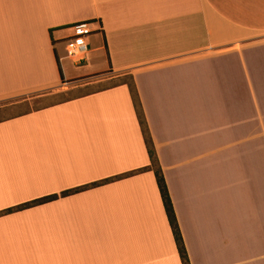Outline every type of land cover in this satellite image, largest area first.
Here are the masks:
<instances>
[{
	"label": "crops",
	"instance_id": "1",
	"mask_svg": "<svg viewBox=\"0 0 264 264\" xmlns=\"http://www.w3.org/2000/svg\"><path fill=\"white\" fill-rule=\"evenodd\" d=\"M79 22L106 71L67 72ZM99 74L0 121V264H182L124 77L189 263L264 264V0H0V102Z\"/></svg>",
	"mask_w": 264,
	"mask_h": 264
},
{
	"label": "rangeland",
	"instance_id": "2",
	"mask_svg": "<svg viewBox=\"0 0 264 264\" xmlns=\"http://www.w3.org/2000/svg\"><path fill=\"white\" fill-rule=\"evenodd\" d=\"M68 73H76L79 71H90V73H101L106 71L105 57L102 52L88 54L86 61L80 66H75L69 61L64 63ZM108 75L99 74L87 77L80 81H75L66 87L58 90H49L39 92L22 98L5 100L0 102V121L31 112L46 106L55 105L60 102L68 101L75 97H79L86 93L97 91L111 87L118 82L108 79ZM121 81H129L128 77H124Z\"/></svg>",
	"mask_w": 264,
	"mask_h": 264
},
{
	"label": "trees",
	"instance_id": "3",
	"mask_svg": "<svg viewBox=\"0 0 264 264\" xmlns=\"http://www.w3.org/2000/svg\"><path fill=\"white\" fill-rule=\"evenodd\" d=\"M56 60H57V64H58L60 80L62 82H64V78H63L62 71H61V68L59 65V61H58V59H56ZM128 80L129 81H123V83L126 84L129 88L131 98H132V102L134 105V109H135V112H136V115H137V118L139 121L141 133H142V136H143L146 148H147V153H148L149 161H150L149 166L147 168H145L144 170L145 171H152L154 176H155L158 191H159V194H160V197L162 200V204L164 207V211H165L168 223H169L171 231H172V235H173L174 242H175L177 250H178V254H179L181 263L182 264H190L188 257H187L186 249H185V246H184V243L182 240V235H181V232H180V229L178 226V222L176 219L174 208H173V205H172V202L170 199L168 188H167L161 167L159 165V161H158L155 149H154L152 139L150 137L148 127L146 125L142 106H141L140 100L138 98L137 90L135 88V85L133 83L132 78L129 77ZM104 182H109V180H106ZM81 190H83V188H78L74 191L64 192V193H62V196L65 197L71 193L79 192ZM57 198L58 197L56 195L40 198V199L31 201V202L22 204L20 206L15 207V208L8 209V210L4 211V214H9V213H13L16 211H21L24 209L32 208V207H35L38 205L46 204V203H49V202L56 200Z\"/></svg>",
	"mask_w": 264,
	"mask_h": 264
},
{
	"label": "built area",
	"instance_id": "4",
	"mask_svg": "<svg viewBox=\"0 0 264 264\" xmlns=\"http://www.w3.org/2000/svg\"><path fill=\"white\" fill-rule=\"evenodd\" d=\"M90 22H79L72 26L74 37L67 42V50L69 59L76 66H80L85 62L90 47L85 39L92 34Z\"/></svg>",
	"mask_w": 264,
	"mask_h": 264
}]
</instances>
